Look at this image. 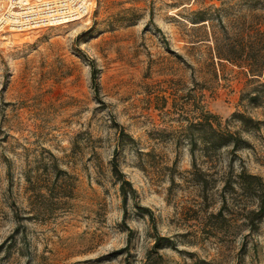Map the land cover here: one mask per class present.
<instances>
[{"label": "rangeland", "instance_id": "1", "mask_svg": "<svg viewBox=\"0 0 264 264\" xmlns=\"http://www.w3.org/2000/svg\"><path fill=\"white\" fill-rule=\"evenodd\" d=\"M93 1L0 44V264H264L258 201L222 181L204 198L186 131L203 110L260 121L219 155L264 178V0Z\"/></svg>", "mask_w": 264, "mask_h": 264}, {"label": "trees", "instance_id": "2", "mask_svg": "<svg viewBox=\"0 0 264 264\" xmlns=\"http://www.w3.org/2000/svg\"><path fill=\"white\" fill-rule=\"evenodd\" d=\"M92 66V79L93 87L96 94H99V86L97 83L98 70L94 64ZM240 121L242 123V131H251L253 129L260 128V121H255L252 117L247 116L244 113H234L233 117L222 122L219 116L213 114L207 110H203L195 122H190L187 126V135L190 140V153L193 157V170L189 172V179L195 184H199L202 187V196L207 197V187L212 183L222 181L224 183V191L229 189V195H238V191L235 188L237 184L243 193L249 194L258 201L256 209H247L243 218L251 229L255 227L256 221L264 215V178L261 175L253 174L243 166L237 171L233 165H230L228 169L223 168L220 162L221 151L225 148H230L231 153L237 152L241 147L246 145L247 141L242 138L238 130H232L230 123L234 121ZM123 135L124 134L123 132ZM202 144L201 150L203 153L204 163L207 165L205 168H200L196 162V147L197 143ZM113 176L120 181V194L122 198L123 207L127 209L129 200H135L136 190L132 186V183L127 180L125 174L122 172L117 154L111 161ZM222 167V168H221ZM224 201L227 200V193L224 192ZM153 222L155 218L153 213L148 208H142ZM215 217H222V210L217 215L212 214ZM166 238H159L154 245L152 251L156 252L157 249L172 247L173 244H162L160 241H164Z\"/></svg>", "mask_w": 264, "mask_h": 264}, {"label": "built area", "instance_id": "3", "mask_svg": "<svg viewBox=\"0 0 264 264\" xmlns=\"http://www.w3.org/2000/svg\"><path fill=\"white\" fill-rule=\"evenodd\" d=\"M89 16L90 0H0V44L13 33L78 22Z\"/></svg>", "mask_w": 264, "mask_h": 264}, {"label": "bare ground", "instance_id": "4", "mask_svg": "<svg viewBox=\"0 0 264 264\" xmlns=\"http://www.w3.org/2000/svg\"><path fill=\"white\" fill-rule=\"evenodd\" d=\"M90 4H91V6L90 7H92L93 6V4H94V1L93 0H90ZM65 24H69V23H62L61 25H65ZM5 43H7V42H5Z\"/></svg>", "mask_w": 264, "mask_h": 264}]
</instances>
